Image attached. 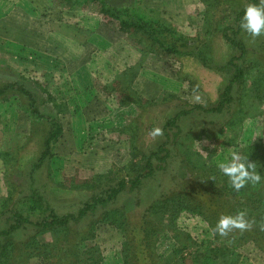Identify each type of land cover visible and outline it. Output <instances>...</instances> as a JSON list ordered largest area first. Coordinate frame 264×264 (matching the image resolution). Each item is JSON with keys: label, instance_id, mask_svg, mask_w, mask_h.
I'll list each match as a JSON object with an SVG mask.
<instances>
[{"label": "rangeland", "instance_id": "obj_1", "mask_svg": "<svg viewBox=\"0 0 264 264\" xmlns=\"http://www.w3.org/2000/svg\"><path fill=\"white\" fill-rule=\"evenodd\" d=\"M245 2L246 0H239V4L233 3V7L239 9ZM103 4L108 8L155 9L157 12L154 16L165 21L168 26H173L190 43H213L215 37L213 29L205 30L206 27H215L212 17L204 20L202 12L205 6L200 0H103ZM99 7L98 1L68 10L57 0H0V84L22 82L37 101L38 110L44 115L59 117L63 126L50 158L34 172L35 183L32 184L58 213L76 210L79 203L91 193L59 187L68 185V178L83 181L94 174L113 169V165L121 167L124 163L127 157L125 144L119 140V133L112 128H122L129 119L140 113L142 115L137 117V126L142 130V145H147L151 139L157 141L161 135H150L153 129H160L166 118L179 108H187L193 104L207 106L212 103L216 89L224 78L223 74L205 68L195 54L194 57L177 60L165 55H144L139 51L138 44H134L135 39H130L125 31H120L118 24L115 27L104 24L97 12ZM217 8L209 10V13L214 14V21L218 20L216 16L221 15L222 23L216 29L222 30L227 26V21L231 20L230 8L223 3L220 14ZM207 31L210 32L206 33ZM166 35L170 37L168 33ZM242 35L249 52L246 61L248 68L252 69L255 78H259L261 73L258 70L261 66L255 61L261 60L264 55L259 51V45L264 44V34L252 37L243 30ZM144 42L149 44L150 41L144 38ZM180 42L177 43L182 46ZM154 47L160 50L157 45ZM205 54L209 59L212 57L208 52ZM211 60L216 61L213 58ZM136 63L141 66L138 67ZM133 65L134 71L138 73L132 81L126 82L128 88L123 93L113 90L112 85L107 87L116 72L126 71L128 66ZM254 81L251 77L247 79L246 88H251V92L259 100L264 94L262 87L256 86ZM107 83L108 85L103 86ZM46 92L56 97L55 104L58 109L65 111L64 114L56 113L54 101L48 99ZM134 92L142 99V110L133 99ZM241 98L237 100L240 101ZM18 106L16 96L0 100V149H6L9 145L12 147L16 142L22 144L21 165L14 167L12 183L6 187L1 176L4 165L0 157V200L6 194L12 193L15 199L28 193V170L33 161L30 158L38 157L50 127L47 122H39L31 134L28 116ZM259 109V116L245 119L235 125L237 129L230 130L233 135L239 131L236 140L234 139L239 145L256 141L264 145V103ZM222 123L221 115L198 113L183 116L180 120L183 131L198 135L192 140L193 149L217 167L218 158L230 159L231 154L236 152L234 147L224 144L221 134L217 138H206L199 133L216 132ZM150 126L152 127L149 128ZM240 126L241 130L238 129ZM145 129L147 131H143ZM29 133L32 138L28 140ZM191 159L178 146H172L164 171L157 178L147 181L146 185L152 184V193L154 191L155 194L158 190H163V186L169 181L171 167L178 166L177 174L184 176L185 169L193 167ZM45 172L50 173L57 187L54 188L48 182ZM126 192L119 203H123L125 209L129 210L136 208L135 200L141 192H146V188ZM205 199L210 205L215 201L214 195ZM145 201V205L150 202L149 199ZM13 209L10 204L9 213ZM137 209L141 210L140 207ZM212 212L214 213L213 210ZM7 215L8 212L0 215V225H4ZM175 224L179 230L190 233L192 238L202 236L204 224L196 214L181 210L176 215ZM35 230L37 229L28 232L35 233ZM95 233L94 242L99 246L101 264H123L120 231L102 224L95 229ZM17 236L22 239V229ZM41 237L37 235L36 240ZM173 246L169 232L159 235L156 243L158 254L165 255ZM237 251L240 253L237 264H264V253L251 244H246ZM26 264H41V260L32 257Z\"/></svg>", "mask_w": 264, "mask_h": 264}, {"label": "trees", "instance_id": "obj_2", "mask_svg": "<svg viewBox=\"0 0 264 264\" xmlns=\"http://www.w3.org/2000/svg\"><path fill=\"white\" fill-rule=\"evenodd\" d=\"M95 1L100 5L97 12L104 24L110 27L118 24L120 31H125L130 39H135L134 44H138L139 51L144 55H165L177 60L194 57L195 54L205 68L223 74V81L216 89L214 101L209 105L193 104L187 108H179L172 116L166 118L160 128L161 137L157 141L151 139L147 145H142V130L137 126L139 119L137 117L142 115L140 113L129 119L122 128H112L119 133V140L125 144L124 151L127 157L124 163L121 167L113 165L111 166L113 169L109 168L83 181L68 178L69 181H66L68 185H58L67 190L91 192L79 203L76 210L64 213H58L41 191L32 185L35 183L34 172L50 158L53 146L61 136L63 126L60 118L42 114L38 110L34 96L22 82L1 83L0 100H8L11 96L18 98L19 109L28 116L31 134L39 122H47L50 127L38 157L30 158L33 161L28 170L30 181L28 193L21 194L15 199L10 193L0 200V215L8 212L4 225H0V264H26L32 257H38L41 264H101L99 246L94 239L95 229L102 224L120 231L122 239L120 255L123 264H237L240 254L237 250L246 244H251L264 253V145L256 141L242 146L235 141L239 131L235 135L231 134L234 128L237 129L236 124L259 116L261 113L259 107L264 103V95L259 98L262 101H259L251 92L252 89L246 88L248 84L246 81L251 77L254 78L256 86L262 87L264 94V55L261 60L255 61L261 66L258 70L261 75L255 78L246 62L249 52L241 28L244 10L248 4H259L260 0H246L239 9L233 7V3L239 4V0H224L225 2L200 0L205 6L202 12L204 20L212 17L215 27H206L205 30L213 29V32H216L213 43L201 45L190 43L186 36L176 31L177 29L154 16L157 12L155 9L108 8L103 4V0H57L68 10H75L77 6ZM223 3L230 8L231 20H228L227 26L221 30L216 29L217 25L222 23L221 15L216 16L218 20L214 21V14L209 13V10L212 11ZM220 6L217 8L218 14L222 13ZM166 33L170 35L169 38ZM144 38L150 41L149 44L144 42ZM154 45L160 50H156ZM259 51L264 54V44L259 45ZM205 52L212 55L211 58L216 61L209 59ZM135 65L141 66L139 63ZM134 68V65L128 66L126 71L116 72L111 83L103 86L112 85L113 90L123 93L128 88L126 82L132 81L138 73ZM121 77L126 79L122 81ZM256 90L259 89L256 87ZM46 94L48 99L54 101L56 113L64 114L65 111L58 109L55 104L56 97L48 92ZM133 96L142 110L141 97L136 92ZM238 98L241 100L238 101ZM147 103L151 104L148 100ZM196 113L222 116L223 123L216 132L201 131L199 135L204 134L206 138L223 135L224 144L233 146L241 156L247 157L246 164H253V170L262 178L259 182H247L244 187L236 190L220 167L193 149L192 140L198 135L183 131L180 120L183 116ZM238 129L241 130V126ZM30 133L27 136L28 140L32 138ZM172 146H178L182 153L186 152L192 158L193 167H187L184 176L177 174L178 166L171 167L167 185L156 194L154 191L152 193V184L146 183L164 171L172 153ZM20 150L22 144L19 142L14 143L12 147L9 145L6 149H0L4 165L1 168V176L5 187L12 183L14 167L21 165ZM187 164L190 165L189 162ZM45 178L54 188L57 187L49 172H45ZM140 188H146V192H141L136 198V208L126 210L125 205L119 203V200L127 190ZM212 195L215 201L210 205L205 197ZM147 199L150 202L145 205ZM10 204L14 209L9 213ZM138 207L141 210H138ZM181 210L196 214L203 222L204 228L200 238H192L190 233L176 227L175 218ZM239 212L245 214L244 218L249 225L246 229L234 228L225 235L216 232V224L221 215L235 216ZM34 228L37 229L35 233H29ZM21 229L22 239H18L17 234L21 233ZM166 231L171 234L174 246L165 255H160L156 251V243L159 235ZM37 235L42 236L40 240H36ZM44 235L49 237H43Z\"/></svg>", "mask_w": 264, "mask_h": 264}, {"label": "clouds", "instance_id": "obj_3", "mask_svg": "<svg viewBox=\"0 0 264 264\" xmlns=\"http://www.w3.org/2000/svg\"><path fill=\"white\" fill-rule=\"evenodd\" d=\"M241 28L251 34L252 37H258L264 34V0L260 3H249L242 17ZM159 128L152 130L150 135L153 137L161 135ZM247 157L241 156L238 152H233L231 158L223 160L218 158V166L222 172L229 177L234 189L239 190L247 182H259L262 178L260 174L253 170V164L245 163ZM249 169L252 171L250 172ZM243 212L232 215H221L216 224V232L225 235L232 229H246L249 225L245 220Z\"/></svg>", "mask_w": 264, "mask_h": 264}]
</instances>
